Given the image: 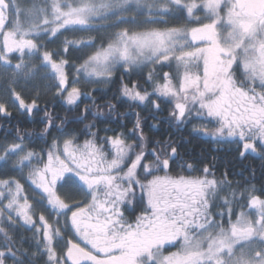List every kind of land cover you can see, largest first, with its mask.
Listing matches in <instances>:
<instances>
[{
    "label": "snow or ice",
    "instance_id": "6c2138e0",
    "mask_svg": "<svg viewBox=\"0 0 264 264\" xmlns=\"http://www.w3.org/2000/svg\"><path fill=\"white\" fill-rule=\"evenodd\" d=\"M176 12L186 13L183 25L157 26L167 25L166 18ZM20 14L16 0H0V66L11 71V83L31 78L40 67L50 68L49 78L58 82L56 94L76 105L82 95L92 96L75 86L81 79L104 84L118 68L174 63L176 77L166 72L161 83L150 71L146 83L152 92L122 82V97L140 104L153 95L169 98L172 120H201L193 131L242 145L241 156L249 151L264 155V0H45L44 7L24 10L23 22ZM139 16L144 19L138 22ZM106 28L115 31L98 44L94 36L63 41L65 52L72 46L91 49L75 66L69 90L68 61L54 59L58 52L42 51L39 41L62 30ZM16 52L20 61L13 65L8 54ZM26 53L42 63H26ZM12 95L21 109L31 113L36 107L35 100L26 104L14 90ZM107 107L111 112L117 105ZM88 111L86 105L84 113ZM0 113L8 114L2 102ZM55 119L45 112L47 123L37 138L46 137L52 127L64 132L65 121L57 125ZM84 119L82 114L77 122ZM94 128L91 122L84 124L62 142L53 137L46 152L29 147L25 140L31 142L34 134L19 129L13 141L0 144V163L14 158L12 171L33 187L35 203L54 215L50 221L41 213L37 222L21 181L0 178V264L9 259L31 264L37 255L46 257L44 264H264V198L255 187L233 188L226 176L209 178V166L202 175L170 174L178 148L157 140L149 152L139 114L127 135L100 136ZM80 136L84 139L78 143ZM187 169L197 171L190 163ZM65 189L83 199L62 195ZM137 206L139 213L129 219L125 211L135 213ZM18 220L21 227L35 229L36 252L31 255L17 246L24 238L17 241L9 231Z\"/></svg>",
    "mask_w": 264,
    "mask_h": 264
},
{
    "label": "trees",
    "instance_id": "16d2710c",
    "mask_svg": "<svg viewBox=\"0 0 264 264\" xmlns=\"http://www.w3.org/2000/svg\"><path fill=\"white\" fill-rule=\"evenodd\" d=\"M169 25H183L186 22V13L176 12L169 16ZM86 52H78V50H70L69 63L80 62L86 57ZM154 71L155 75L160 78L163 83L164 73H170L176 76V67L173 63L171 67L167 64L155 65L151 69L142 71H125L117 69L110 82L104 84H95L93 86L81 85L82 93H92V96L82 95L76 105H67L63 97L51 94L37 98L35 100L36 107L31 113L12 112L8 115L0 114V144L13 141L19 129L22 133L31 132L34 135L25 143L29 147L34 148L36 152L41 149L47 150L48 144L51 143L53 137H60L61 141L67 133L79 131L84 124L93 123L95 128L99 129L100 136L113 135L114 132H123L126 135L133 125L139 114L142 122L143 133L149 140L148 151L153 147V142L159 140L161 142L168 141L178 148V155L171 164L172 175H202V169L209 166L210 175L214 174L217 180L225 177L231 182L233 188L237 186L239 189L255 187L256 195L264 198V155L258 153L247 152L244 156L240 155L243 151L242 145L238 146L235 142L221 141L217 142L210 137L204 136L200 132L193 131L194 125H199L203 121L184 122L177 124L170 117V110L173 103L169 98L153 95L146 104L129 101L126 97H122L120 88L121 83L132 86L133 82L139 84V90L147 89L153 91L152 85L146 83L147 74ZM93 99L95 103H93ZM159 104V108L153 103ZM112 103L117 105L114 111H109L107 105ZM89 107V111L84 113L85 106ZM97 110L104 113L103 116L93 117L92 113ZM45 112L51 113L56 119L55 124L64 123V132L61 133L56 127H52L46 137L37 138V134L41 133L47 121L45 120ZM82 114L86 119L82 123L77 122V118ZM209 127L213 125L209 124ZM111 129L105 133L104 129ZM84 136H80L78 143H81ZM129 142H133V138L129 137ZM170 151V149H169ZM192 164L197 171L189 172L187 164ZM139 196V190H137ZM247 201V193L243 203ZM139 213V206L136 212L125 211V215L129 219H134ZM17 241L24 238L23 245L18 243L21 250H27L29 255L36 252V243L32 239L33 231L26 226L21 227V223L17 222L16 226L9 229ZM46 257L36 256L31 264H44ZM6 264H12L9 259ZM25 264H29L25 260Z\"/></svg>",
    "mask_w": 264,
    "mask_h": 264
},
{
    "label": "rangeland",
    "instance_id": "374dc122",
    "mask_svg": "<svg viewBox=\"0 0 264 264\" xmlns=\"http://www.w3.org/2000/svg\"><path fill=\"white\" fill-rule=\"evenodd\" d=\"M16 4L21 10L20 14V19L23 22L25 17H24V10L32 8L33 5H35L37 8L44 7L45 6V0H16ZM129 15H134V13H129ZM143 16L137 17L138 22L140 20H143ZM167 25H157L158 27H165V26H179V25H169L168 22L170 20V17H167ZM126 25H121L120 27H125ZM128 27H133L131 25H128ZM115 31V29L112 28H106L102 31L98 32H86V31H63L61 34L53 37H42L39 43H41L44 47L42 48L43 50H49L52 52H58L59 55L55 56L54 59L59 60V59H66L68 61V64L65 66V72L66 75L68 76V84L66 87L70 90L71 87L74 85L72 84V80L75 77V66L78 65L80 62H75V63H69V52L70 50H78V52H86L87 54L91 51V49L86 48V47H80V46H72L69 47L67 52L64 51V45L63 41L65 38L68 39H76L80 37L87 38L89 36H94L97 38V44L100 42V39L106 38L111 32ZM0 41H2V37H0ZM86 54V55H87ZM9 59L11 60L12 64L15 65L20 61V53H11L8 54ZM24 60L26 63H29L30 65H36L39 66L42 63V60L36 59L35 57H29L27 53L24 56ZM0 65H2V62H0ZM155 65H148L147 67L144 68H136L131 71H142V70H148L151 69ZM118 69H123V68H118ZM50 68L45 69V68H38V71L35 72V75H33L31 78L28 79H20L17 83L13 84L11 83L12 79V73L10 70H5L4 67L0 66V102L5 104V107L7 109V113H12V112H28L25 109H21L19 107V101L15 100V97L12 95V91L14 90L16 93H18L21 98L25 101L26 104H31L33 100H37L39 97L47 96L52 94H56L57 90L53 86L54 84L58 83L54 79L49 78V73H50ZM116 71V70H115ZM177 75V73H176ZM176 77V76H175ZM178 83V82H177ZM81 85H87V86H93L95 84L89 83L85 84L83 79L80 80V83L75 85L80 88ZM57 95V94H56ZM67 95V92L64 93V96ZM172 102V101H171ZM173 103V102H172ZM1 115H5L4 113H0ZM7 114V115H8ZM191 122L198 121V119H191ZM188 122V121H186ZM62 142V141H61ZM250 152V151H249ZM252 153V152H251ZM12 159L10 158L7 162V164L0 163V178H8V177H13L16 179H19L21 183L24 185L25 188V195L29 197L30 203H33L34 210H35V217L34 219L38 222L39 221V216L41 213L46 215L48 219L51 221L54 219V215H50L48 212H46L40 205L35 203V200L38 199V194L33 191V187L29 185V183H26L24 180V177L21 176L18 172L12 171L11 169V162ZM46 159V156H45ZM27 169L24 170V175L27 174ZM212 178V177H209ZM67 194L69 195L70 199H76L80 200L83 199V196L79 193H77L74 190H69L65 189L62 190V195ZM224 193H221V196H223ZM6 203V201H5ZM247 201L245 202V204ZM219 209L213 208V211H218ZM237 210H239V205H237ZM249 211H252L249 209ZM70 215V213H69ZM6 219V217H5ZM22 224V221H17ZM27 227V226H26ZM28 228V227H27ZM29 229V228H28ZM33 233L35 232V229H31ZM33 236V234H32ZM42 237V233H41ZM68 237L65 236V239ZM57 250L59 252H63L64 249L60 246L57 245Z\"/></svg>",
    "mask_w": 264,
    "mask_h": 264
},
{
    "label": "water",
    "instance_id": "95a60500",
    "mask_svg": "<svg viewBox=\"0 0 264 264\" xmlns=\"http://www.w3.org/2000/svg\"><path fill=\"white\" fill-rule=\"evenodd\" d=\"M177 123V122H176ZM177 124H180V123H177Z\"/></svg>",
    "mask_w": 264,
    "mask_h": 264
}]
</instances>
